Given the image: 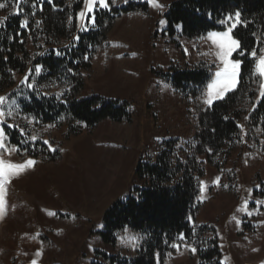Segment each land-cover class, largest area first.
Returning <instances> with one entry per match:
<instances>
[{
	"label": "trees",
	"instance_id": "trees-1",
	"mask_svg": "<svg viewBox=\"0 0 264 264\" xmlns=\"http://www.w3.org/2000/svg\"><path fill=\"white\" fill-rule=\"evenodd\" d=\"M0 3L6 5L0 9V21L6 19V26L0 25V95L16 101L8 123L19 125L25 135L6 125L4 131L6 144L20 149L16 152L20 163L59 159V132L64 140L73 141L105 120L125 126L134 123L138 111L131 101L85 97L84 91L98 67L106 69L112 62V35L123 15L150 16L149 4L117 8L109 0L111 10L97 7L95 25L86 23L83 29L79 13L85 0H22L19 14H14V0ZM236 11L246 26H237L233 36L242 47L257 48L259 53L257 45L264 47V0H178L164 15L166 32L201 41L209 32L223 31L225 26L218 21ZM25 19L28 28L20 27ZM237 58L244 61L238 88L211 108L203 99L216 65L205 57L193 65L171 64L168 77L187 106V134L163 139L156 152L137 163V184L104 214L99 233L107 249H96L91 264H172L178 258L225 264L219 222L200 220L205 205L201 182L214 170L227 183L225 195L239 198V179L244 177L255 188L254 198L264 199V98L249 77V57L235 54L233 59ZM38 66L41 73L35 74ZM29 70L33 89L22 84ZM32 135L37 137L34 142ZM250 227L244 222L239 237ZM180 234L186 241L178 239ZM173 244H179V250Z\"/></svg>",
	"mask_w": 264,
	"mask_h": 264
},
{
	"label": "rangeland",
	"instance_id": "rangeland-1",
	"mask_svg": "<svg viewBox=\"0 0 264 264\" xmlns=\"http://www.w3.org/2000/svg\"><path fill=\"white\" fill-rule=\"evenodd\" d=\"M176 1L158 0L165 6L162 12L149 5L150 16L124 14L112 35V62L106 69L98 67L84 91L85 97L131 101L138 111L134 123L125 126L105 120L83 139L73 141L64 140L59 132L60 158L54 162L33 159L35 166L7 186V208L0 217V264H31L33 260L37 264H91L96 249H107L99 233L104 214L137 184V163L156 152L163 139L187 134V106L168 77L170 66L193 65L205 57L217 70L219 61L211 41H190L166 32L167 22L160 21H166L164 15ZM132 3L148 4L147 0L126 4L115 0L113 5L125 8ZM80 23L81 28L87 27L85 21ZM4 158L20 163L16 152ZM247 180L239 179V198L225 195L227 183L214 170H209L203 183L205 205L200 220L219 222L225 264H264V199L254 198L255 188ZM245 200L250 217L237 211ZM244 222L251 227L239 237ZM172 264L197 263L178 258Z\"/></svg>",
	"mask_w": 264,
	"mask_h": 264
},
{
	"label": "snow or ice",
	"instance_id": "snow-or-ice-1",
	"mask_svg": "<svg viewBox=\"0 0 264 264\" xmlns=\"http://www.w3.org/2000/svg\"><path fill=\"white\" fill-rule=\"evenodd\" d=\"M21 2L22 0H14L16 9L14 14H19ZM49 2H51V0H49ZM112 3H115V0H112ZM124 3H128V0H124ZM147 3L161 12L165 7L163 4L159 3L158 0H147ZM85 5V10L79 13V19L92 25H95L96 23L94 11L97 7L108 11L111 10L109 0H85ZM5 6L6 5L4 3H0V9L5 8ZM209 16H211V14H209ZM160 23L165 24L166 21L161 20ZM218 23L225 26L223 31H212L209 32L206 37H201V39L211 41V44L216 49V59L219 61L217 70L214 73V79L212 80V83L207 86V92L205 98L203 99V103L211 108L215 101L225 99L228 93L234 92L238 88L244 61L238 58L233 59L234 54H238L239 56L247 55L249 57L252 62V71L250 72L249 77L258 85V96L260 98H264V47H259V45H257L259 53L257 48H253L249 51L247 48L242 47L241 40L239 38L233 36L232 33L237 26L245 25V22L241 19V13L239 11L227 14L223 19L219 20ZM0 25L6 26V19L5 21H0ZM20 27L28 28V20L25 19ZM177 27L180 26L178 25ZM56 55L59 56L62 55V53L57 52ZM40 73L41 67L38 66L35 68V74ZM31 75H33V72L32 70H29L28 75H26L22 81V84L27 89L34 88V84L29 81V77ZM15 104L16 101L11 97L0 96V217L4 215L7 208V186L11 184L14 178L19 177L22 173L33 168L36 164V161L33 159H28L24 163H14L4 158L5 154L11 155L13 152L20 151L18 147L6 144L7 134L4 131L5 125L8 128H19V125L8 123V118L14 117L15 113L13 106ZM25 119H27V117H25ZM239 127L241 128V131H243V126ZM19 131L22 136L25 135L24 129L19 128ZM30 139L34 142L37 140V137L32 135ZM43 143L48 145L51 151H55L49 141L44 140ZM201 183V191H203V182ZM215 183L219 185L220 179L217 178ZM256 203L259 204L260 201H256ZM247 208L248 201L245 200L243 208L237 209V211H245L250 217L252 212L247 211ZM49 214L55 215V213ZM233 219H235V217H233ZM236 223L239 224L240 221L237 220ZM178 239L186 241V237L183 234H180ZM133 240L136 241L137 238L133 237ZM172 246L177 250L180 248L179 244H173ZM185 247H187L186 244ZM190 251L192 254H195L197 249L192 247ZM37 255H42V253L37 252ZM31 264H37V261L33 260Z\"/></svg>",
	"mask_w": 264,
	"mask_h": 264
},
{
	"label": "crops",
	"instance_id": "crops-1",
	"mask_svg": "<svg viewBox=\"0 0 264 264\" xmlns=\"http://www.w3.org/2000/svg\"><path fill=\"white\" fill-rule=\"evenodd\" d=\"M93 25L92 24H89V27H92Z\"/></svg>",
	"mask_w": 264,
	"mask_h": 264
}]
</instances>
